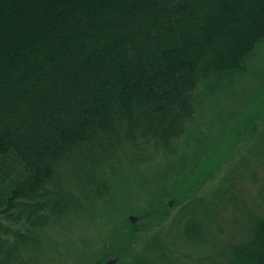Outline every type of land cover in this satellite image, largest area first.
I'll return each instance as SVG.
<instances>
[{
	"label": "trees",
	"instance_id": "16d2710c",
	"mask_svg": "<svg viewBox=\"0 0 264 264\" xmlns=\"http://www.w3.org/2000/svg\"><path fill=\"white\" fill-rule=\"evenodd\" d=\"M263 42L264 0H0V264H39L40 231L194 139L202 100ZM153 204L145 220L167 209ZM255 212L238 244L221 245L225 225L207 215L186 221L185 241L218 247L219 264H264ZM128 223L107 255L139 238Z\"/></svg>",
	"mask_w": 264,
	"mask_h": 264
},
{
	"label": "rangeland",
	"instance_id": "374dc122",
	"mask_svg": "<svg viewBox=\"0 0 264 264\" xmlns=\"http://www.w3.org/2000/svg\"><path fill=\"white\" fill-rule=\"evenodd\" d=\"M194 123L195 140L186 138L175 155L159 154L152 163L123 173L109 202L96 201L81 215L40 231L38 263L96 264L111 249L114 233L127 232L129 222L139 225V238L122 249L123 258L111 250L105 264L179 263L181 252L191 258L188 264H219L218 247L194 249L185 241L184 226L206 215L220 221L225 225L220 244L225 246L247 238L249 212L264 218V42L243 74L226 77L220 91L205 96ZM152 202L167 209L145 220L141 212Z\"/></svg>",
	"mask_w": 264,
	"mask_h": 264
},
{
	"label": "water",
	"instance_id": "95a60500",
	"mask_svg": "<svg viewBox=\"0 0 264 264\" xmlns=\"http://www.w3.org/2000/svg\"><path fill=\"white\" fill-rule=\"evenodd\" d=\"M131 221H132V222H136V218H135V217H132V218H131ZM109 264H116V261L111 260V261L109 262Z\"/></svg>",
	"mask_w": 264,
	"mask_h": 264
}]
</instances>
